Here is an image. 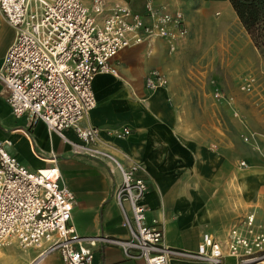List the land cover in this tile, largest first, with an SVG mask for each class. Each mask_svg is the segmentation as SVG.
Returning <instances> with one entry per match:
<instances>
[{
  "label": "crops",
  "instance_id": "1",
  "mask_svg": "<svg viewBox=\"0 0 264 264\" xmlns=\"http://www.w3.org/2000/svg\"><path fill=\"white\" fill-rule=\"evenodd\" d=\"M105 1L108 6L126 5L139 14L143 13L147 2L154 7L182 12L188 36L177 45L178 53L190 50L191 40L198 34V29L201 33H211L210 28L218 24L212 32L216 34L213 40L215 55L220 59L223 73L232 68L234 74L231 79L227 76L226 79L220 76L217 79L219 86L225 88L224 93L232 94V111L238 112L240 117L234 118L230 113L231 124H226L225 108L210 106L196 109L198 113L192 111L200 117L181 125L178 122L180 113L173 104V54L168 52L165 41L156 40L151 48L137 46L116 57L120 78H117L119 75L94 78L96 106L81 126L99 128L103 144L124 167L131 164L141 166L142 171L136 175L148 185L143 201L148 209L147 217L162 226L167 247L195 252L202 235L210 234L222 241L231 228H246L242 223L250 214L254 216L255 229L264 234V64L261 60L252 61L246 57L240 59L235 68L230 64L231 53L238 54L243 48L241 44L249 42L255 52L258 50L229 2ZM81 2L87 7L92 4V0ZM217 4L228 10V21L221 23L213 18L219 12L209 11L208 7ZM232 28L233 39L229 38ZM14 35V30L0 13V66ZM239 38L242 43L238 42ZM146 50L151 56H146ZM207 50H212V46ZM154 69L167 77L169 85L154 94H147L144 82ZM246 81L251 85L249 92L240 89ZM6 96L7 90L0 83V140L10 141L7 152L29 171L51 165L58 167L62 180L75 196L71 225L77 235L82 238H127V231L121 226L120 210L112 198L114 186L120 182L118 171L97 160L73 155L70 147L57 135L49 133L43 123L31 124L27 116L14 117ZM210 99L211 104H216L213 97ZM214 115L220 116L223 122L218 118L214 121ZM182 126L185 136L180 133ZM122 127L130 129V135L125 139L118 140L105 132ZM65 133L71 140L76 139L72 131ZM245 137L248 142H244ZM242 161L244 167L240 166ZM193 234L198 238L191 243L189 238ZM81 244L91 248L92 264H138L127 260L118 247L103 243L90 247L85 240ZM39 253L38 249H22L9 239L0 250V264H51L47 262L48 256L39 259ZM54 253V264H63L59 253Z\"/></svg>",
  "mask_w": 264,
  "mask_h": 264
},
{
  "label": "built area",
  "instance_id": "2",
  "mask_svg": "<svg viewBox=\"0 0 264 264\" xmlns=\"http://www.w3.org/2000/svg\"><path fill=\"white\" fill-rule=\"evenodd\" d=\"M0 13L15 33L0 66V83L7 90L11 113L16 118L27 116L31 124L43 123L73 155L118 171L120 182L112 198L127 231L125 239L77 235L71 225L75 196L58 167L29 171L7 152L10 141L0 140V250L12 239L22 249L40 250L39 259L57 252L63 264H92L91 248L81 244L85 240L90 247L99 243L118 247L127 260L138 264H224L225 259L264 264V234L255 229L251 214L242 223L246 228H232L225 240L202 235L195 252L167 247L162 226L147 217L143 201L148 185L136 175L141 166L124 167L103 144L99 128L81 126L96 106L94 78L118 76L115 59L127 49L151 48L154 41L163 40L175 50L187 35L182 12L154 7L151 2L139 14L126 5L108 6L105 0H92L90 7L81 0H0ZM166 85V77L155 70L144 82L148 92ZM240 89L249 92L250 82ZM214 97L223 105L233 101L219 87ZM232 116L240 117L236 111ZM66 131L76 139L67 137ZM105 132L118 140L130 135L127 127Z\"/></svg>",
  "mask_w": 264,
  "mask_h": 264
},
{
  "label": "rangeland",
  "instance_id": "3",
  "mask_svg": "<svg viewBox=\"0 0 264 264\" xmlns=\"http://www.w3.org/2000/svg\"><path fill=\"white\" fill-rule=\"evenodd\" d=\"M229 9H230V7H229ZM208 10L209 11L214 10V11L219 12V15L217 17L213 16V18L215 20H218L221 23L228 21L227 20L228 19V10L222 4H217V5H213V6L210 5L208 7ZM217 27H218V24L213 25L210 28L211 33H210V31H204L203 33H201L200 32L201 29H198L197 30L198 34L194 35L193 39L191 40L192 46H190L191 48L189 51L185 50V51H181L180 53H178V51H177L178 48H175V50L172 51L169 47H167L169 49L168 52L173 54V57H172V69L174 71V83H173V87H174L173 98H174V100H173V104L176 108H178L177 109L178 113H180V115H178V117H180L178 122L181 123V125H184V123L186 121L188 123V122H191V120L195 121L196 118L200 117L198 114H196L199 112L196 109H200V108L205 109V108L210 107V106H215V107L218 106L220 109L225 108V111H224L225 112L224 113L225 120L224 121L226 124L227 123L231 124L229 118H231L230 113H232L233 101H232L230 106L229 105H223V104L217 102L215 97H214V89L217 86L223 92H225L224 91L225 88L219 86L220 82L217 79V77L220 76L222 79H224L227 76L228 79H231V77L234 74L232 68H230L229 71L225 70V72L223 73L224 69L220 66V59H219V57H216V55H215L216 44H213V43H215V41H213V40H214V38H216V34L215 33L212 34V32ZM230 32H231V34H230L229 38L233 39L234 38V36H233L234 29L232 28V30H230ZM187 36H188V34L186 35L185 39L182 42H184L187 39ZM217 36L219 37V35H217ZM243 36H244V34H243ZM243 39L245 42L244 37H243ZM231 42L234 43L235 41H231ZM238 42L242 43L243 40L241 38H239ZM241 45L243 46V48L241 49V51L238 54L236 52H232L230 55V57H231L230 58V64L234 68L237 65H239V61H241L240 59H242L244 57H246V58H248V60H252V61L255 59L261 60L264 64V48L260 51L258 50V52H255L251 43L248 42L246 44L243 43ZM208 46H212V50L205 51L206 48H208ZM170 51H172V52H170ZM175 53H177L178 55H175ZM257 53H259V54H257ZM146 56H151V52H149V50H146ZM154 70L158 71L156 69H154ZM117 78H120V75ZM166 79H167V77H166ZM168 85H169V81L167 79V85L162 89H166L168 87ZM155 92H157V91L146 92V93L147 94H154ZM193 94H195V95H193ZM226 94H228L229 97L232 98V94H229V93H226ZM210 97H213L214 102L217 105L211 104L212 99H210ZM197 106H199V107H197ZM212 108H214V107H212ZM194 110L196 113L192 112ZM217 118L220 121H222L220 116L219 117L217 115L212 116V119L214 121H216ZM183 127L184 126H182V128L180 129L181 130L180 133L182 134V136H185V133L183 131ZM257 232L259 233L260 231L257 230ZM197 238H198V235L193 234V235H191V237L189 239H190V242L193 243V242L197 241ZM47 256H48L47 262H50L51 264H54V262H56L55 261L56 257H55L54 252L48 254ZM196 263L210 264V263H206V262H196ZM223 263L224 264H235V261L233 259H225Z\"/></svg>",
  "mask_w": 264,
  "mask_h": 264
},
{
  "label": "trees",
  "instance_id": "4",
  "mask_svg": "<svg viewBox=\"0 0 264 264\" xmlns=\"http://www.w3.org/2000/svg\"><path fill=\"white\" fill-rule=\"evenodd\" d=\"M257 50L264 48V0H227Z\"/></svg>",
  "mask_w": 264,
  "mask_h": 264
},
{
  "label": "bare ground",
  "instance_id": "5",
  "mask_svg": "<svg viewBox=\"0 0 264 264\" xmlns=\"http://www.w3.org/2000/svg\"><path fill=\"white\" fill-rule=\"evenodd\" d=\"M116 170V169H115Z\"/></svg>",
  "mask_w": 264,
  "mask_h": 264
}]
</instances>
